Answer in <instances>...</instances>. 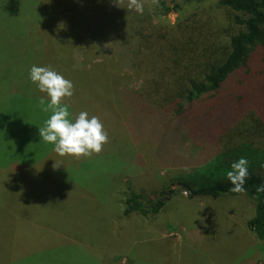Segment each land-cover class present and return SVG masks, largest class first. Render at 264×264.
Segmentation results:
<instances>
[{
  "label": "rangeland",
  "instance_id": "rangeland-1",
  "mask_svg": "<svg viewBox=\"0 0 264 264\" xmlns=\"http://www.w3.org/2000/svg\"><path fill=\"white\" fill-rule=\"evenodd\" d=\"M26 2L30 9L41 4L42 10L38 27L27 26L34 60L41 55L55 71L72 70L88 80L83 96L87 101L78 114L94 116L106 102V111L121 117L131 107L129 99L141 97L149 71L139 59V32L141 27L146 33L152 29L146 20L160 0H140L142 13L128 8V0ZM217 2H183L180 10L151 22L175 26L195 14L215 20ZM222 22L223 33L233 31L227 17ZM100 76L108 87L97 83ZM29 98L35 99L34 94ZM40 114L47 118L46 112ZM157 116L153 118L159 120ZM104 119L109 142L99 154L76 159L51 149L20 175L0 169V264H264V242L247 227L254 206L246 196L218 201L187 197L174 187L192 170L160 156L156 141L142 139L145 131L128 135L106 114ZM141 125L138 114L131 126L139 130ZM148 134L156 136L154 130ZM31 138L37 140L35 150L23 144L30 148L29 155L43 154L48 145L39 129ZM167 146L169 155L189 161L204 151L184 134ZM167 192L171 196H160ZM130 194L169 202L156 216L120 221L116 217Z\"/></svg>",
  "mask_w": 264,
  "mask_h": 264
},
{
  "label": "trees",
  "instance_id": "trees-1",
  "mask_svg": "<svg viewBox=\"0 0 264 264\" xmlns=\"http://www.w3.org/2000/svg\"><path fill=\"white\" fill-rule=\"evenodd\" d=\"M207 1L160 0L146 20L152 29L146 33V28L141 27L139 32V59L149 71L141 97L130 98L131 107L121 117L110 115L106 102H99L104 105L100 110L92 104L89 107L95 109L94 116L99 117L104 128L106 114L107 119L124 127L128 135L130 131L141 135L143 130L142 139L156 141L160 156L192 170L179 180L188 188L187 197L218 201L246 196L254 206L248 230L264 242V191L260 190L264 186V0H218L215 20L209 15L195 14L175 26L151 22L180 10L183 2L200 5ZM41 11V4L30 9L26 0H0V169H9L16 175L33 169L54 148L46 143L48 148L43 154L32 153L31 157L30 148L23 146L27 143L33 150L37 148L33 143L37 140L31 134L52 114L46 112L47 118H42L39 100L44 98L46 106L48 97L29 78L33 65L50 66L39 54L34 60L28 46L32 39L27 26L41 22ZM224 17L234 26L233 31L223 33ZM56 72L74 85V95L66 101L69 119L74 120L84 109L88 80H82L72 70ZM104 82L108 87V81L97 78V83ZM32 94L35 99L29 98ZM156 113L159 120L153 118ZM138 114L142 125L136 130L131 125ZM145 121L150 125H143ZM150 130L156 136H150ZM182 134L204 150L198 160L190 162L174 153L169 155L167 144ZM241 157L248 161V177L245 192L238 194L230 191L232 185L226 173ZM168 192L160 196H171ZM167 202L164 197L150 200L130 194L122 202V215L116 218L123 221L156 216Z\"/></svg>",
  "mask_w": 264,
  "mask_h": 264
},
{
  "label": "clouds",
  "instance_id": "clouds-1",
  "mask_svg": "<svg viewBox=\"0 0 264 264\" xmlns=\"http://www.w3.org/2000/svg\"><path fill=\"white\" fill-rule=\"evenodd\" d=\"M158 4V0H151ZM128 8L143 12L140 0H128ZM30 81L37 85L39 92L45 93L48 103L44 98L39 100L41 110L51 112L50 118L39 129L40 138L48 144L54 145L53 151L60 157H91L99 154L103 146L109 142L108 134L99 117L81 111L74 120L69 119V105L66 103L74 95L73 83L51 68L33 65L29 74ZM227 180L231 183V192L243 194L244 184L248 177V161L241 157L231 164V170L226 173ZM264 191V186H261Z\"/></svg>",
  "mask_w": 264,
  "mask_h": 264
},
{
  "label": "water",
  "instance_id": "water-1",
  "mask_svg": "<svg viewBox=\"0 0 264 264\" xmlns=\"http://www.w3.org/2000/svg\"><path fill=\"white\" fill-rule=\"evenodd\" d=\"M174 189H177L183 193H188V188H184L181 184L175 185Z\"/></svg>",
  "mask_w": 264,
  "mask_h": 264
}]
</instances>
